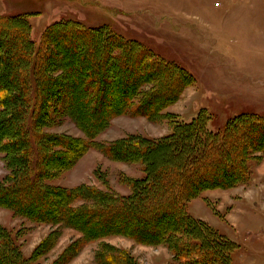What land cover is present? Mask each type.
Listing matches in <instances>:
<instances>
[{
	"label": "trees",
	"instance_id": "trees-1",
	"mask_svg": "<svg viewBox=\"0 0 264 264\" xmlns=\"http://www.w3.org/2000/svg\"><path fill=\"white\" fill-rule=\"evenodd\" d=\"M29 17L0 15V154L9 169L0 181V207L80 232L82 240L60 264L111 235L164 244L176 264H232L236 243L194 218L186 205L203 191L252 180L250 154L264 153V115L243 113L213 131L205 109L191 121L165 114L194 83L188 70L108 25L62 20L48 26L37 45ZM127 113L165 118L172 130L161 138L95 141L112 119ZM64 116L89 140L43 132ZM94 147L109 159L141 165L142 177H122L130 194L50 183ZM12 237L0 226V264H30L33 256L26 259ZM96 256L99 264H138L105 243Z\"/></svg>",
	"mask_w": 264,
	"mask_h": 264
},
{
	"label": "rangeland",
	"instance_id": "rangeland-1",
	"mask_svg": "<svg viewBox=\"0 0 264 264\" xmlns=\"http://www.w3.org/2000/svg\"><path fill=\"white\" fill-rule=\"evenodd\" d=\"M19 14L30 16L31 37L37 45L46 28L62 20L88 27L108 25L188 70L194 83L165 114L191 121L205 109L213 117L209 128L213 131L243 113L264 115V0H0L1 16ZM42 129L46 135L88 139L65 116ZM171 130L165 118L150 120L127 113L112 119L95 141L109 145L130 135L161 138ZM249 163L253 177L248 184L203 191L186 205L195 218L236 243L232 264H264V153L252 151ZM141 169L140 164L109 159L94 147L50 183L68 188L89 185L124 196L131 191L122 177H142ZM8 174L0 154V181ZM0 226L12 234L26 259L33 256L30 264H60L83 237L77 230L37 224L4 207ZM103 243L129 252L138 264H176L164 244H139L122 235L94 239L64 264H99L96 254Z\"/></svg>",
	"mask_w": 264,
	"mask_h": 264
},
{
	"label": "crops",
	"instance_id": "crops-1",
	"mask_svg": "<svg viewBox=\"0 0 264 264\" xmlns=\"http://www.w3.org/2000/svg\"><path fill=\"white\" fill-rule=\"evenodd\" d=\"M249 76H251V74H249ZM256 78H254V80H255ZM262 82L263 81H261V84H262ZM261 84H259V85H261ZM189 210V209H188ZM190 212V211H189ZM191 214V213H190ZM192 215V214H191ZM193 216V215H192ZM194 218H195V216H194ZM198 219H201V218H198ZM201 220H203V219H201ZM205 221V220H204ZM207 222V221H206Z\"/></svg>",
	"mask_w": 264,
	"mask_h": 264
}]
</instances>
